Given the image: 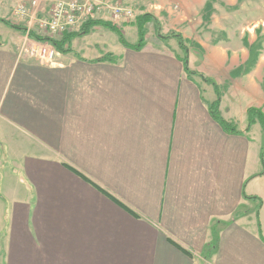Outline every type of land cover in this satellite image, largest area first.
Here are the masks:
<instances>
[{"label":"crops","instance_id":"0c3cea01","mask_svg":"<svg viewBox=\"0 0 264 264\" xmlns=\"http://www.w3.org/2000/svg\"><path fill=\"white\" fill-rule=\"evenodd\" d=\"M2 3L0 17L19 21ZM172 11L153 13L162 33L187 40L174 22L188 14ZM99 14L123 34L135 28L125 39L137 42L132 22ZM0 25V136L19 138L0 264H264V135L257 121L246 129L248 108L264 112L263 48L232 76L249 56L243 42L195 45L188 75L175 38L151 44L148 30L142 49L114 51L115 33L96 27L100 42L75 47V37L70 52L38 64L18 54L25 35L15 41L19 31ZM205 77L236 132L212 116Z\"/></svg>","mask_w":264,"mask_h":264},{"label":"rangeland","instance_id":"374dc122","mask_svg":"<svg viewBox=\"0 0 264 264\" xmlns=\"http://www.w3.org/2000/svg\"><path fill=\"white\" fill-rule=\"evenodd\" d=\"M29 0H4L2 5L6 8V11L10 10L18 3V2H27ZM50 0H43L42 9L47 10L48 4ZM110 3L113 5L118 4L123 7L129 8L132 11V16L130 17H121L119 20L122 22H134L136 16L149 12L154 15L153 12L158 10H173L172 14L181 15V13L186 12L188 14V18L184 19L180 17L179 20L174 22L176 27H181L182 31L188 37L185 40V45L187 48L196 51L200 50L195 45H202L206 50H211L213 47L221 46L224 49H235L236 47L242 45L244 36H248L251 40L255 39L258 34L263 36L262 48L264 52V0H215L214 1V12L210 18V21L204 23L201 19L202 7L204 5L205 0H187L184 2L182 0H110ZM107 3V4H110ZM111 5V4H110ZM175 5L178 6L177 11L174 10ZM163 8V9H162ZM11 10V12H12ZM44 14L45 12L39 13ZM167 14H170L169 11ZM100 15V14H99ZM98 16V15H97ZM97 16L95 18H97ZM101 16V15H100ZM155 16V15H154ZM156 17V16H155ZM157 18V17H156ZM107 19V18H106ZM13 20L14 23H20V21ZM189 20V22L187 21ZM10 21V20H9ZM11 22V21H10ZM12 22V23H13ZM187 22V23H186ZM120 23V24H121ZM27 25L26 23H22ZM2 26V25H0ZM136 27V26H135ZM11 28V27H9ZM29 31H33L38 35H49L48 32L41 31L36 28V26L32 25L29 27ZM80 28V24L72 31L78 30ZM149 30V42L154 44L159 42V36L157 35V31L159 30L160 34L165 35L169 34V32L174 29H170V26H167V29H170L168 33H162L160 25H155L154 23H150L148 25ZM102 30V28L100 29ZM161 30V31H160ZM106 31V30H105ZM108 32V31H106ZM124 36L125 38L132 42L136 39V29L132 27L124 28ZM178 32V31H174ZM97 33L87 34L86 36L78 37L79 39L74 40L72 45L77 47L84 46L85 44L100 42L98 41ZM112 37L111 39H107V44L111 50H115L114 45L119 41L117 40V36L115 34L109 33ZM18 38L15 41H19L23 36L20 32H18ZM22 36V37H21ZM61 36L53 35V38H60ZM6 38L3 33L0 34V41H4ZM29 39V38H28ZM32 41V40H31ZM21 43L17 46L18 54L27 58V60L36 62L40 64L38 61L31 56L25 44L27 45L28 41L23 38L20 41ZM173 42H176L173 40ZM175 44V43H174ZM173 46V45H172ZM181 50V49H180ZM184 55L185 52L182 51ZM198 52V51H197ZM261 50L259 51V55ZM26 54V55H25ZM61 53H58L59 55ZM63 54V53H62ZM199 60L202 58V53L198 52ZM65 55V54H63ZM259 57V56H258ZM252 70V69H251ZM260 133L257 132L256 136L258 137ZM255 136V138H256ZM19 138L13 137L11 141L4 140L2 136H0V257H3L2 250V241L5 236L4 225L8 224V209L9 202L6 199V195L4 194V185L8 182L10 167H13V159H15L16 153L19 150ZM260 162V170L264 172V165L261 161V154L259 156ZM264 160V158H263ZM8 172V173H7Z\"/></svg>","mask_w":264,"mask_h":264},{"label":"trees","instance_id":"16d2710c","mask_svg":"<svg viewBox=\"0 0 264 264\" xmlns=\"http://www.w3.org/2000/svg\"><path fill=\"white\" fill-rule=\"evenodd\" d=\"M214 1L215 0H205L204 5L202 7V14H201V19L204 23H207L210 21V18L214 12ZM0 22L7 25L8 27H11L14 30L19 31L20 33L26 35L27 33V28L25 25L17 24V23H12L6 18H1L0 17ZM149 23H154L157 25V29L159 26V22L157 18L149 13V12H144L138 16H136L135 21L133 24L137 28V34H138V40L135 44H130L126 41L125 36L122 32V30L117 27L113 22L109 20H104L100 18H89L85 20L83 23L80 24V28L75 31H66L64 32L60 38H53L50 36H44V35H38L37 33L33 31L28 32V37L34 40H38L41 42H46L48 44H51L55 50L58 53H63L66 54L71 51V40L75 37H81L84 35H87L94 31L96 27H103L105 29H108L111 32H114L119 40V42L124 45L125 47L134 49V50H140L143 48L145 41H146V34L148 31V24ZM157 35L162 38V39H169V38H175L179 48L185 52L184 56L182 57V62L184 65V70L188 75L195 74V71L190 70L188 66V48L185 45V40L182 36L181 33H176L174 31L170 32L169 34L162 35L160 34L159 30L157 31ZM262 42H263V36L260 34L257 35L255 41L252 43L248 42V36H244L243 38V44L246 46L249 52L248 59L241 64L239 67L234 69L232 72V76H237L241 75L242 73H248L256 64L259 56V51L262 49ZM106 60H111L114 61L117 59V56H114L113 54H106L104 57ZM202 76V74H199ZM206 80H210L209 78L205 77ZM210 82L213 84L214 89L216 91L217 99L213 101L210 104V109L212 110V116L217 118L219 120L220 125L224 128L226 131H232L236 132V129L234 125L230 122H227L219 113H218V99L220 97V93L218 92L217 85L213 81L210 80ZM247 118H248V126L247 130L249 129V126L256 121L261 125L262 132L264 135V112L260 108L256 107H250L247 109ZM261 161L263 162L264 165V143L262 144L261 147ZM244 196L245 192H244Z\"/></svg>","mask_w":264,"mask_h":264},{"label":"built area","instance_id":"2783aa9c","mask_svg":"<svg viewBox=\"0 0 264 264\" xmlns=\"http://www.w3.org/2000/svg\"><path fill=\"white\" fill-rule=\"evenodd\" d=\"M43 0H29L18 2L13 8L12 15L20 22L27 25L25 44L28 53L40 64H51L58 56L55 48L46 42L30 40L28 37L29 27L36 26L41 31L61 36L66 31L74 30L79 24L89 18H95L103 9H109L112 20H119L121 17L132 16L129 8L121 5H104L96 0H50L48 9H42ZM45 12L44 14H39ZM29 38V39H28Z\"/></svg>","mask_w":264,"mask_h":264},{"label":"bare ground","instance_id":"6f19581e","mask_svg":"<svg viewBox=\"0 0 264 264\" xmlns=\"http://www.w3.org/2000/svg\"><path fill=\"white\" fill-rule=\"evenodd\" d=\"M47 9H48V7H47ZM13 10H14V8H13ZM13 10H12V13H13ZM30 40H34V39H31V38H30Z\"/></svg>","mask_w":264,"mask_h":264}]
</instances>
